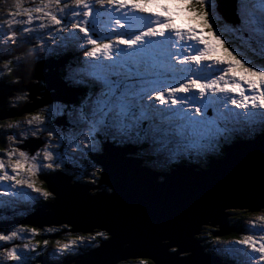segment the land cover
<instances>
[{"label": "snow or ice", "instance_id": "obj_1", "mask_svg": "<svg viewBox=\"0 0 264 264\" xmlns=\"http://www.w3.org/2000/svg\"><path fill=\"white\" fill-rule=\"evenodd\" d=\"M213 6L214 0H40L36 6L25 7L23 0H16L15 10L10 11L9 18L0 23V29L4 24L8 27L0 39L15 44L18 32L31 33L33 28L30 26L37 20L62 25L64 20L58 16L59 12L79 17L74 23H70L65 39L76 43L86 40L91 47L83 48L84 56L89 59L82 62L84 67L70 68L69 78L77 83L88 80L93 90L86 101L73 110L72 123L78 129L69 142V148L73 151L83 152L85 149L94 148L95 135L102 131L115 129L126 135L142 119L150 118L149 114L151 118L158 119L160 124L146 130L145 135L148 132L154 137L158 135L161 143H171L173 139L180 137L190 140L191 147H200L202 141L211 142L217 134L222 135L227 131L219 128L215 121L204 119V100L218 99L209 96V92L239 93V99L228 97L232 105L244 110L241 113H231L233 122L253 123L257 117L264 120V111H256L264 109V64L249 66L246 61L233 54L234 50H229L225 40L221 39L224 30L213 28L216 23L211 19ZM110 9L119 11L120 16H112ZM105 12H109L106 18ZM138 14H146L150 23H143L144 16ZM178 15H186L199 22L202 27L182 29L175 23ZM237 17L242 28H248L259 35V42L264 47V0H244L243 3L237 0ZM13 25L28 26L12 30ZM39 27L48 28V25L41 23ZM205 28L212 34L210 39H205L202 34ZM59 30L63 32V28ZM100 30L112 32L114 39L111 36L101 38L97 35ZM78 33H83V36ZM181 41H195L196 44L188 43L185 47L181 43L179 50L173 51L177 42ZM199 45L203 47L200 48ZM43 47L42 41L40 48ZM189 48L192 49L191 53L188 52ZM224 57L230 59L227 67L220 69L222 75L215 78L211 75H200L206 68H211V64H206V61L214 60L217 64H224ZM12 64L13 60H5L0 75H13ZM238 71L244 74L238 77ZM228 73H232V76L225 79ZM77 77L80 79L77 80ZM170 78L175 82L168 83ZM16 82L19 83V80ZM242 82L247 83L253 95L245 93V89L241 87ZM189 94L193 99L197 95L201 98L200 107L194 106L191 114L171 107L186 104ZM153 101L169 107L160 109ZM222 103L226 105L227 101ZM54 114L41 111L31 115L26 121L35 128L31 134L35 136L47 131L53 140L59 136L62 141L63 136L57 129L41 127ZM164 124L168 126L162 127ZM3 127L4 125H0V128ZM9 127L19 128L20 124L16 122ZM16 135L18 134L10 135L8 139L14 140ZM136 135L139 136L140 131ZM53 140H49L48 147L43 150V160L48 161L46 167L49 169L63 167L62 159L58 160L63 153L57 151L62 144L53 145ZM0 152H6L8 157L7 164L0 158V182L14 181L15 185H27L33 191L42 193L45 198L52 195L51 192L37 187L32 179L42 166L35 162V157L30 158L28 153L17 148H0ZM39 156L37 153V157ZM9 168L12 175H9ZM94 175H99V170ZM92 183H95L94 179ZM258 219L264 221V215ZM260 230L264 232V227ZM22 231L37 234L36 228L11 231L8 234L0 232V242L23 239ZM47 231L54 232L56 229L49 228ZM97 237L110 238L107 232L98 231L87 238L81 235L73 237L69 242L58 240L56 253H73L80 243L86 239L93 241ZM237 243L247 249L243 252L246 264H264V235L258 238L245 236ZM48 245L49 241L44 240V248ZM36 249L37 245L29 241L22 247H5L0 251V257L12 264H25L29 253ZM140 264H150V261L143 259Z\"/></svg>", "mask_w": 264, "mask_h": 264}, {"label": "water", "instance_id": "obj_2", "mask_svg": "<svg viewBox=\"0 0 264 264\" xmlns=\"http://www.w3.org/2000/svg\"><path fill=\"white\" fill-rule=\"evenodd\" d=\"M216 5L224 21L239 23L236 0H216ZM58 62L22 65L13 72L19 80L14 86L1 81L0 120L20 118L53 102L77 103L83 91L68 85ZM31 80L45 82L46 88ZM13 92H27L29 102L8 109L4 103ZM64 124L62 119L56 122ZM41 143L31 139L26 147L35 152ZM136 152L133 146L112 147L107 142L97 155L102 168L99 186H108L111 192L91 193L95 186L72 184L71 176L62 171L46 174L42 180L52 200L19 222L39 229L65 225L71 233H108L110 238L96 248L59 264H120L128 259L227 264L206 252L198 236L203 226L214 228L215 238L236 232L230 221L233 211H264V132L224 146L223 156L210 159L206 168L178 165L160 173Z\"/></svg>", "mask_w": 264, "mask_h": 264}, {"label": "rangeland", "instance_id": "obj_3", "mask_svg": "<svg viewBox=\"0 0 264 264\" xmlns=\"http://www.w3.org/2000/svg\"><path fill=\"white\" fill-rule=\"evenodd\" d=\"M39 2H40V0H23V4L25 7L36 6L39 4ZM240 2L243 3L244 0H240ZM15 4H16V0H0V23H3L6 19L9 18V12L12 10H15ZM216 6H217L216 0H214V6L212 8L213 15H212L211 19L215 20L216 23L213 24V28L215 29V28L219 27L221 30H224L223 35L221 36V39L225 40L226 46L229 48V50H234L233 54L236 55L238 59L246 61L249 66H252V64H255L257 66L264 64V47H262L260 42H259V40H260L259 35L257 33L251 32L248 28H242L240 26V22L233 25L231 23H227L226 21H224V19H222V17L217 12ZM236 7H237V0H236ZM53 11H55V9H53ZM123 11H127V10H123ZM173 11H175V10L173 9ZM109 12L111 13L112 16H116V17L120 16V14H121L119 11H112L111 9L109 10ZM109 12L104 13L105 18L109 15ZM138 15L144 16L143 23H145V24L150 23L146 14H138ZM236 15H237V9H236ZM58 16H60L64 20V23L62 25H53L51 23V21H47V20H45V21L37 20L33 23V25L30 26L33 28V31L31 33L18 32L17 42L15 44H13L10 41L5 42L2 39H0V69L3 68L4 61L7 60V58H9V57L11 58V56L13 54L16 56V60H15L16 65L19 64L18 71L21 69L22 65L37 64V63L48 61V60H50L52 55L53 54L56 55L57 52H64V51H73L75 53L81 52V53H79V55H80L79 59L82 62L86 59H89V58L84 56V51H83V48L91 47L90 45L87 44L86 40H81V41H79V43H76V42H70L69 40L65 39V37L68 36V29H69L70 23H74L76 20L79 19V17H73L70 14H66L64 12H59ZM153 19H155V18H153ZM41 23L47 24L48 28L39 27V25ZM175 23L182 29H187L188 27H194V28H201L202 27L199 24V22L189 18L186 15H178L175 19ZM26 26H28V25H23V26L13 25L12 30H16V29H19L21 27H26ZM61 28H63V32H61L59 30ZM7 30H8L7 24H4L3 28L0 29V37H2L4 31H7ZM73 31H75V30L73 29ZM202 34H203L205 39H210L211 35H212L211 32H209L206 28L202 30ZM217 34H219V32ZM78 35L82 37L83 33H78ZM97 35L100 36L101 38H107V37L111 36L114 39V35L110 31L100 30L97 33ZM42 41L44 42V47L40 48V44ZM181 43H183L185 45V47L188 46V43H191L193 45L196 44L195 41H190L187 43L183 42V41L177 42V46L175 48H173V51H178L179 50L178 46ZM26 47L27 48L29 47V49H26ZM199 47L202 48L203 45H199ZM37 49H39V50L37 51ZM19 50H23V51H21L20 53H17ZM188 52L191 53L192 49L189 48ZM32 58H35V60L27 62ZM42 58H44V59H42ZM181 58H183V55L181 56ZM224 59H225L224 64H217L214 60L206 61L205 62L206 64H211V68H206L203 73H200V75H211L213 78H215L217 75H222L223 73L220 71V69L227 67V61L230 58L224 57ZM82 67H84L83 63H82ZM243 74L244 73L242 71H238V77H239V75H243ZM5 75L6 74L0 75V77L5 76ZM169 75H171V74H169ZM230 76H232V73H228V76H226L225 79H228ZM77 80H78V78H77ZM31 82L35 83V84H39V82L36 80H31ZM40 82H43V81H40ZM67 82H69V81H67ZM174 82H175V80H173L171 78L168 80V83H174ZM221 83L223 85V82H221ZM245 84H247V83L246 82L241 83V87L243 89H245L244 88ZM38 86L41 87L40 85H38ZM44 88H46V87H44ZM25 93L28 94L27 92H25ZM245 93L247 95H253L254 94L248 88L245 89ZM15 95H16V92H13L12 95L7 99V101H10L12 99L13 102H11V101L10 102L14 103V101L17 98ZM208 95L209 96H215L218 98L216 100H220V103H219L220 105H217V108L218 107L222 108V106H223L224 108H226L225 113L229 112L228 110H231V109L232 110H231V112H229L228 115L219 114L218 119L221 121L216 122L215 121L216 115H214L213 112H210V110H209L210 105H214L213 101H215V100H213V101H208L207 99L204 100V103L206 105V107H204L202 109L203 114H204V119L206 121H215L216 124L219 126V128L227 129V131L224 132L222 135L217 134L215 137H213L211 139V142H209L208 140H204L201 142L200 151L203 152L204 155L208 156L209 154H211L213 157L215 155L216 150L217 151H221L222 149L224 150V146L232 143L233 141H235L239 138L242 139L243 137H246L248 139H254L257 135L264 132V120H261L259 117H257V119L253 123L239 122L238 123L239 127L237 126V128H234L233 121L231 123L222 121V119L226 121V117H228V116L231 117V113L237 112L235 110V108L233 109L232 107L229 106L231 101L228 99V97L232 96L236 99H239L240 98L239 93H220V92L211 93V92H209ZM86 96H88V95H86ZM18 100H22V99L19 98ZM200 100H201V98L198 95L193 99L191 94H189V99H188V102L186 104L175 105V106H171V107H174L177 111L183 110V111L189 112L191 114L194 106L200 107ZM85 101L86 100H84L83 103ZM223 101H227L226 105L224 103H222ZM27 102H29V101H27ZM153 102L160 109H167L169 107V105H160L158 101H153ZM51 105H53V104L50 103L49 107ZM17 106H19V105H17ZM233 106L235 107V105H233ZM61 107H64V104H62ZM76 108H79V106ZM41 110H42V108L41 109L37 108L31 114L29 113V114L22 115L20 117L22 119L19 121H16V122H19V124H20L19 128L9 127V125L16 123L15 121L10 120L6 124H4V127H3L4 130L3 131L4 132H10V130H12L13 134H18V135H16V138L14 140L8 139V143L10 144V148H15L21 142H22V144H24L25 142H23V140H25V139L30 140V138L40 140V143L42 142L41 143L42 145L40 146V148L32 156L29 155L30 152L27 151L26 149H19V151H23V152L28 153L30 158L35 157L36 163L42 164L40 169L37 171L36 175L32 177L36 186L41 188L42 190L48 191L46 189L44 181L42 180L43 176H45L46 174H49V173L62 171V172H65L68 176H71L70 180H71L72 184H75L77 182H79V183L87 182L86 180H90L92 182V180L94 179L95 183H93V184H94V186L97 187V189H95L93 191L91 190V193H97V192H103V191L111 192L110 189L108 188V186H105V185L99 186L98 185L99 181H100L102 168L100 165H98L96 163V161L94 160V156H92V155H96L97 152L101 153L103 151L102 148L104 147V145L107 142L112 147H122V148L125 147L126 148L128 145V146H134L135 148L138 149L137 151H141L139 149V147L137 146V144H139L142 140H146L147 142H149L151 144L148 143L149 147L144 149L143 153L145 154V156L153 155L154 156L153 165H155L157 167H159V161H161L162 165L165 164V161L161 156V152H163V149H166V151H171L170 149L185 150L184 153H186L187 157H189L191 154L189 150L194 149L199 155V157L194 156V159L195 160L197 159L196 161L193 160L194 163H197L198 165H200V162L202 164L204 162H207V160L204 161V160L200 159L202 156L201 152H199V150H198V148H200V147H191L190 146V143H191L190 140H185L183 138L177 137V138L173 139L171 143H166V142L161 143V142H159L161 138L158 141H156L154 139V138H157L156 137L157 135L154 137V135L151 132H148V134L145 135L146 130L151 129L153 126H155L157 124H160V121L158 119L151 118V114H149L150 118L142 119L139 122V124L137 125V127H134L133 129H131L128 132V134H126V135L119 133L115 129H113L109 132H103L102 131V132H99L98 134L95 135V140H94L95 147L94 148H92L90 150L85 149L83 152L73 151L72 149L69 148V142H70V138L72 137L73 133L75 131H78V129H76L72 123L73 111L69 112L67 114L68 117L64 116L66 114H64L62 112H57L56 114H58V118H55V116L54 117L51 116L50 119L46 120L44 125H41L42 128L47 127V128L57 129L63 136V140L61 141V137H59V136L53 140V138L48 136L47 131H43L42 133H38L35 136H33L31 134V132L34 131L35 128H34V126H29L26 123V121L31 115L39 113V112H41ZM261 110L264 111V109H261ZM53 111H55V110L53 109ZM256 111L260 112V110H256ZM238 113H241V112H238ZM59 118H64L66 121H67V119H69V123L67 125L64 124V126L63 125L57 126L56 122L58 121ZM0 122H1V120H0ZM180 123H182V122H180ZM228 125H230L231 127H229ZM242 125H244L246 129ZM161 126L167 127L168 125L164 124ZM240 127L243 129H241ZM137 131H140L139 136L136 135ZM229 133L232 134L233 136H235L237 139L233 138L231 140L230 138H225V136ZM13 134H11V135H13ZM244 134H245V136H243ZM110 136L117 138V140H115V142H111L109 140ZM118 139L120 141H118ZM49 140H53V145H55L56 143L62 144V147L60 149H57V151L63 153L62 157H58V160L62 159L63 167H61V168H55L54 167L52 169H49L46 167L48 161L43 160V150L46 147H48L47 142ZM186 141L188 142V143H186L187 145L185 144ZM226 141H231V142L227 143ZM154 142H156V143H154ZM37 153L40 154L39 157H37ZM88 153H89V157L91 160H88L86 157ZM181 153L183 154V151H181ZM159 154L161 157H158ZM179 154H180L179 151H176L175 153H173V155L171 153L169 155V158L166 160V163L169 161L170 162L174 161L173 158L177 157ZM16 155L18 157L19 152H17ZM71 156L73 158H71ZM1 158L4 159L6 164L8 163L7 155L5 157H1ZM159 158H161V160ZM213 158H216V157H213ZM83 159H84V162L78 164V162H81ZM186 163H189V161L187 160ZM79 166H81V168ZM75 168H79V169H75ZM98 170H99V175H94L95 173H97ZM8 171H9V175L13 174L10 168L8 169ZM88 185L93 186L91 184H88ZM26 192L30 194L31 198H34V197H37V199L40 198L39 199L40 201L38 202V206L42 205L44 203L45 204L48 203L49 202L48 199H50L52 197V195H51L50 197L45 198L44 196H42V193L33 191L31 188H28L27 185H15L14 181L0 182V195L3 193H10V195H12L11 193H17L16 195H12L13 196V199H12L13 202L10 203V205H14V204H17L20 206L24 205L26 203V200H27V198L24 196ZM33 192H35L36 196L31 195V194H33ZM34 200L35 199H31L30 202H32ZM51 200L52 199H50V201ZM4 205L6 206V203H4ZM25 213H27V212H25ZM262 215H264V213L254 214L251 218H249L246 221V223L249 222V225H247L248 231L246 232V234L242 233V235H241L242 238L239 240L244 239L245 236H255L258 238L261 235H264V232H258V233L250 232V230L253 229L254 227H257V228L264 227V221H261L258 219V217H260ZM64 226L65 225L49 226V227L58 228V229H56V232H59V231H61V228ZM65 227H67V226H65ZM34 228L39 229L37 227H34ZM214 230L215 229L212 227L203 226L202 232L200 233V236H198V237H199V239L202 240V245H204V247H205L204 250L206 252H210L209 248L206 246V243L208 244L210 242V244H213L216 247H221V248L224 247L227 250H232L235 253V250L237 247L236 244H238V243H236L234 240H229V239H225V240L223 239L224 241H226V242H223L222 239L213 237ZM99 231H101V230H99ZM96 232H88V233H83V234L81 232H79L78 234L77 233H72V234H77L76 236L81 234L82 236H85L87 238L89 236H94ZM28 233H31V232L29 231ZM49 234H51V233H49ZM71 237H72L71 233H69V235L66 234L63 236L61 241L69 242L73 238V237L72 238ZM97 238L95 240L91 241L92 242L91 243L92 248L99 246L100 245L99 243L102 240H105V239H101V238L99 240V237H97ZM86 241H89V240L86 239ZM80 245H82V244H80ZM238 245L243 247L244 251H247V249L245 248L244 245H240V244H238ZM83 249H84V251H87V248L83 247ZM50 250H51L50 258L53 259L54 262H56V263H58V262L60 263V261H62L64 258L65 259H68V257L71 258V256H69L68 254H64V255L57 254L56 248H52ZM84 251L79 252V253H75L74 255H76V257H78L79 255L83 254ZM240 257H241V253H240ZM243 257H244V259L246 258L244 255H243ZM26 260H32V257H28ZM141 260H143V259H128L127 261L122 262V263L140 264ZM127 262H130V263H127ZM26 264H29V262ZM70 264H75V262H72ZM245 264H246V261H245Z\"/></svg>", "mask_w": 264, "mask_h": 264}, {"label": "flooded vegetation", "instance_id": "obj_4", "mask_svg": "<svg viewBox=\"0 0 264 264\" xmlns=\"http://www.w3.org/2000/svg\"><path fill=\"white\" fill-rule=\"evenodd\" d=\"M8 59H11L13 60V64H12V67L14 68L13 70L14 71H17L18 70V65H16V56L13 54L11 56V58H7ZM35 59V58H34ZM44 59V58H42ZM52 59L53 61H59L58 64L61 65L60 67V72H61V75L63 77H67L68 76V73H69V69L70 68H73L74 66V57L71 53H68V52H57L56 55L53 54L52 57L50 58ZM34 61L33 58L30 59L29 61L27 62H30V61ZM13 71V72H14ZM18 79L14 78L12 75L11 76H8V75H5V76H1L0 77V82L1 81H4L6 82L7 84H10L12 86L16 85L17 84V81ZM39 85L41 86V88H43V90L45 89L44 87H46L45 83L44 82H39ZM87 92H83V95L81 96V99L79 101V103L75 104V105H69L67 103H62V102H53L50 107L48 105H44L42 107V110L41 111H44L45 113H48V112H52V113H57V112H62L66 115L64 116H67L68 117V113L69 112H72V110H74L76 107L80 106L83 101H84V96L86 95ZM17 98L16 100L14 101V103H11L13 102V100L11 99L10 101H7L4 103V105H6V107L8 109L10 108H15L17 105H20L21 103H26L27 101H29L28 99V94H26L25 92H16V95H15ZM14 96V97H15ZM13 97V98H14ZM22 97V98H21ZM18 98L22 99V100H18ZM18 100V101H17ZM31 104V103H30ZM64 104V107H61V105ZM49 107V108H48ZM55 111H53V109ZM41 109V108H40ZM31 114V113H30ZM52 115L53 117L55 116V118H58V114L56 115ZM61 117V116H60ZM22 118H15V119H6V120H1L0 122V125H4L6 124L7 122H9L10 120L11 121H19L21 120ZM63 120V121H66L64 118H59L58 120ZM241 128V127H240ZM6 129V128H5ZM243 129V128H241ZM246 129V128H245ZM4 129L3 128H0V148H10V144L8 143V137L13 134V131L10 130V132H4L3 131ZM9 130V129H8ZM245 136V134L243 135ZM31 140V138H30ZM26 141H28V139H25L23 140V142H25L24 144H22V142L20 144H18L15 148L17 149H26L27 151H29V155L32 156L34 155V153H36V151L39 149H37L35 152H32L31 148L28 146L26 147ZM98 153V152H97ZM7 154L6 152H0V158L1 157H5ZM95 157V156H94ZM75 169H79V168H75ZM34 194V195H33ZM33 194H31L32 196H36L35 192H33ZM27 200H26V203L24 204L25 206V212L27 213H23L22 214V205H21V209L19 210L18 208H20V205H17V204H14V205H10V203L13 202V196L12 195H3L1 194L0 195V232H4L5 234H8L10 233L11 231H20L21 229H25V230H30L31 228H34L30 225H26V224H20L19 222V219L20 218H14L13 216H15V214H18L19 216H22V215H26L28 216L29 214L33 213L35 211V208L33 210H31V208H29V205L30 203H33L36 205V202L40 199H37V197H34V198H31L30 194L29 193H25L24 195ZM43 196V195H42ZM31 199H35L34 201L30 202ZM52 199V198H50ZM50 199H48L50 201ZM47 200V199H46ZM4 203H6V206L4 205ZM25 216V217H26ZM18 219V220H17ZM49 228H53L55 229V227H43V228H40V229H37V234L38 235H42L43 237H46L45 234H49V232L47 231V229ZM26 232V235H24V233ZM29 231H22L21 232V236L23 237V239H17V240H14V241H11V242H0V251H3V249L5 247H12V246H15V245H20L21 247L23 246V244L26 243V241L29 239V238H33V234H30L28 235ZM36 234V235H37ZM30 255V253H29ZM28 255V257H30ZM3 258V257H2ZM41 260V261H39ZM32 260H26L25 263H30ZM0 264H12V262H9V261H4L2 262L0 260ZM38 262L39 263H33V264H58L56 262H50L48 261L46 258H43L41 257L40 259H38Z\"/></svg>", "mask_w": 264, "mask_h": 264}, {"label": "trees", "instance_id": "obj_5", "mask_svg": "<svg viewBox=\"0 0 264 264\" xmlns=\"http://www.w3.org/2000/svg\"><path fill=\"white\" fill-rule=\"evenodd\" d=\"M72 55H73V57H74V55H75V53L74 52H72L71 53ZM33 60H35L34 58H33ZM32 61V60H31ZM70 83H72V79H70V82H69V84ZM46 85V84H45ZM81 87H83V85L81 86ZM85 92H92V87H91V85L90 84H88L87 86H85ZM73 111V110H72ZM67 121L69 122V120L67 119ZM98 155V153H96V155H94L95 157ZM93 156V155H92ZM138 157H141V158H145V160H146V162H145V164L146 165H149V166H151V164H152V157L151 156H145V155H143V154H138L137 155ZM95 157H94V160L96 161V159H95ZM176 165V164H175ZM175 165H173V167H175ZM207 165V163L204 165V166H206ZM171 167V168H170ZM172 166H169L168 168V170H170V169H172L173 168ZM42 176V175H41ZM87 182H82V183H85V184H91V185H93L94 186V184L90 181V180H86ZM99 185V184H98ZM51 198H53V196L51 197ZM34 207H35V204H33V203H30V205H29V208H31V210H33L34 209ZM19 210H20V208H18ZM26 215H22V216H19L18 214H15V216H13L15 219L16 218H24ZM253 215L252 214H250V213H248V212H245V211H233V212H231V219H230V221H231V224L233 225V226H235L236 228H237V231L236 232H234V233H232V234H230V235H227V236H225V237H223V239H241L242 237H241V235H242V233L244 234L245 233V229H244V226H245V223H246V221L250 218V217H252ZM18 220V219H17ZM20 224H22V223H20ZM23 225V224H22ZM55 229H58V228H55ZM69 229H70V227H62L61 228V231H59V232H56V231H54V232H49V233H51V234H45L46 235V237H43L42 235H35V236H33V238H29L27 241H26V243H28L29 241H31L33 244H36L37 245V249H36V251L35 252H31L30 253V257H32V261L29 263V264H33L34 262L35 263H39L38 262V259H40L41 257H43V258H46L48 261H50V262H54V260H52L51 258H50V252H51V250L50 249H52V248H55V246H56V241H61V239L63 238V236L64 235H66V234H68L69 235V233H71V232H67V231H69ZM98 232V231H97ZM53 233V234H52ZM74 233V232H73ZM28 235H30L31 233H27ZM78 234V233H77ZM77 234H72L71 233V236L72 237H75ZM83 234V233H82ZM24 235H26V232L24 233ZM78 236H81V234H79ZM71 237V238H72ZM98 239V238H97ZM220 239V238H219ZM44 240H48L49 241V245H48V247L47 248H44V246H43V241ZM99 240H100V238H99ZM91 241H84V242H82V243H80V244H82V245H79V247L78 248H76V250L73 252V253H70V254H68L69 256H71V258H69L68 257V259H63L62 261H60V263H64V262H66V261H73V259H75V257H76V255H74L75 253H79V252H82V251H84V249H83V247H85V248H87V251H89V250H92V249H94V248H96V247H93L92 248V245H91ZM101 243V242H100ZM99 243V244H100ZM206 246L209 248V250L211 251V252H213V253H217L218 251H217V249H216V247L214 246V245H210V242L207 244L206 243ZM87 251H84V253L85 252H87ZM225 260H227L230 264H234V261H233V259H231L227 254H223V256H222ZM0 260L2 261V262H4V260L2 259V257H0ZM1 263V262H0ZM59 263V262H58ZM127 263H130V262H127ZM26 264V263H25ZM121 264H126V263H121ZM150 264H153L151 261H150Z\"/></svg>", "mask_w": 264, "mask_h": 264}, {"label": "bare ground", "instance_id": "obj_6", "mask_svg": "<svg viewBox=\"0 0 264 264\" xmlns=\"http://www.w3.org/2000/svg\"><path fill=\"white\" fill-rule=\"evenodd\" d=\"M26 49H29V47L27 48L26 47ZM79 53H81V52H79ZM248 88V85L247 84H245V89H247ZM229 101V100H228ZM220 103V100H215V101H213V104L214 105H210V107H209V110H210V112H213V114L214 115H216V119H215V121L216 122H219V121H221V120H219L218 119V115L219 114H226V115H228L229 114V112H227V113H225L226 112V108H224L222 105V108L220 107H218L217 108V105H220L219 104ZM230 103V102H229ZM230 107H232L233 109L235 108V110L237 111V112H243V109H238V108H236V107H234L231 103H230V105H229ZM263 110H260V112H262ZM222 121H224V122H229V123H231L232 122V120H231V117L230 116H228V117H226V121L225 120H223L222 119ZM238 124V123H237ZM244 128H245V126L244 125H242ZM228 145V144H227ZM67 171V170H66ZM96 187V186H95ZM97 188V187H96ZM20 209H21V206H20ZM22 211V214L25 212V206L24 205H22V209H21ZM264 213V212H263ZM93 232H96L95 230L93 231ZM220 239H222L223 240V237L222 238H220ZM239 241V240H238ZM211 245V244H210ZM213 245V244H212ZM216 249L218 250V252H220L221 254H227L231 259H233V261H234V264H245V261H244V257H243V252H241V257H242V260H240L239 259V257H237V256H235L234 255V252L232 251V250H227L226 248H224V247H216ZM185 254H190V253H185ZM53 260V259H52Z\"/></svg>", "mask_w": 264, "mask_h": 264}, {"label": "built area", "instance_id": "obj_7", "mask_svg": "<svg viewBox=\"0 0 264 264\" xmlns=\"http://www.w3.org/2000/svg\"><path fill=\"white\" fill-rule=\"evenodd\" d=\"M260 229H261V228H257V227H256V231H259Z\"/></svg>", "mask_w": 264, "mask_h": 264}, {"label": "clouds", "instance_id": "obj_8", "mask_svg": "<svg viewBox=\"0 0 264 264\" xmlns=\"http://www.w3.org/2000/svg\"><path fill=\"white\" fill-rule=\"evenodd\" d=\"M212 243V242H211ZM212 253V252H211Z\"/></svg>", "mask_w": 264, "mask_h": 264}]
</instances>
